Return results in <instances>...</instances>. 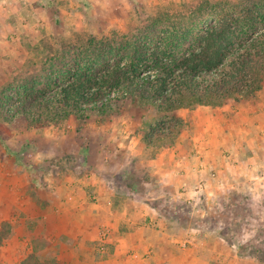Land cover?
<instances>
[{"label":"rangeland","instance_id":"obj_1","mask_svg":"<svg viewBox=\"0 0 264 264\" xmlns=\"http://www.w3.org/2000/svg\"><path fill=\"white\" fill-rule=\"evenodd\" d=\"M203 1L0 0V110L19 103L23 87L30 86L31 92L37 81L44 80V67L55 53L76 54L91 39L117 41L134 35L159 15L167 23L190 26L193 6ZM53 82L49 97L61 84L57 76ZM170 147L181 156L200 149L197 157L209 159L191 188L185 185L172 195V202L160 203L167 216L176 217L179 227L192 233L183 243L191 248L203 243L208 249L264 264V82L255 94L229 99L223 106H188L172 113L134 105L129 98L113 103L111 110L94 111L87 119L71 115L43 126L16 113H0V161L6 163L5 156L14 168L31 172L40 184L39 194L63 187L69 190H62L64 196L72 198L71 186L90 175L116 186L140 188L139 169L148 171L149 160ZM221 157L227 162L220 175ZM12 224H1L0 245L5 250L14 245ZM107 236L108 228H102L103 244ZM36 246L46 247L41 239ZM54 256L33 254L22 262L53 264ZM0 261L6 262L5 257Z\"/></svg>","mask_w":264,"mask_h":264},{"label":"trees","instance_id":"obj_2","mask_svg":"<svg viewBox=\"0 0 264 264\" xmlns=\"http://www.w3.org/2000/svg\"><path fill=\"white\" fill-rule=\"evenodd\" d=\"M226 5L230 11L221 10ZM193 7L190 26L159 15L134 35L91 39L76 54L55 53L44 67L46 87L41 81L31 92L23 87L19 103L0 113L43 126L71 115L87 119L125 98L172 113L188 106L219 107L260 91L264 0H204ZM55 76L61 84L49 97Z\"/></svg>","mask_w":264,"mask_h":264},{"label":"crops","instance_id":"obj_3","mask_svg":"<svg viewBox=\"0 0 264 264\" xmlns=\"http://www.w3.org/2000/svg\"><path fill=\"white\" fill-rule=\"evenodd\" d=\"M188 151L181 156L170 147L152 157L148 171L139 169L140 188L116 186L90 175L71 186L72 198L64 196L69 190L63 187L39 194L40 184L33 181V174L14 168L13 161L2 156L7 162L0 161V229L2 223H13L14 245L7 250L0 245V255L6 260L0 264H24L33 254L38 258L55 255L53 264H259L208 249L203 243L186 246L183 242L192 233L161 210V202H170L172 195L185 185L191 188L201 177L200 167L208 156L197 157L200 149ZM226 162L224 157L218 160L220 175ZM102 228L109 231L105 244ZM37 239L43 240L44 249L37 248Z\"/></svg>","mask_w":264,"mask_h":264},{"label":"built area","instance_id":"obj_4","mask_svg":"<svg viewBox=\"0 0 264 264\" xmlns=\"http://www.w3.org/2000/svg\"><path fill=\"white\" fill-rule=\"evenodd\" d=\"M200 188H202V186H200Z\"/></svg>","mask_w":264,"mask_h":264}]
</instances>
